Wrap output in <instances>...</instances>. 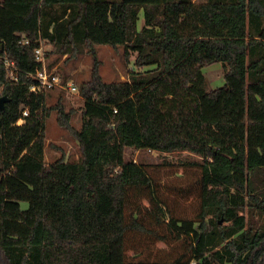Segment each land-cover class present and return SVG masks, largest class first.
<instances>
[{"label":"trees","instance_id":"1","mask_svg":"<svg viewBox=\"0 0 264 264\" xmlns=\"http://www.w3.org/2000/svg\"><path fill=\"white\" fill-rule=\"evenodd\" d=\"M45 43L46 56L92 54L80 128L61 91L50 106L49 89L29 91ZM99 44L122 46L126 61L135 53L126 80H103ZM214 62L225 80L209 88L202 67ZM3 95L0 264H264V0H0ZM51 110L76 160L45 162ZM127 148L188 152L196 218L166 209ZM129 234L185 245L171 260H129Z\"/></svg>","mask_w":264,"mask_h":264},{"label":"rangeland","instance_id":"2","mask_svg":"<svg viewBox=\"0 0 264 264\" xmlns=\"http://www.w3.org/2000/svg\"><path fill=\"white\" fill-rule=\"evenodd\" d=\"M141 18L142 14L138 22L139 28L142 24ZM51 48L50 44H44L45 51H49ZM95 48L99 60V72L104 81L126 80L129 70L135 69L133 63L135 53L130 55L126 61L123 57L124 49L122 46L112 47L99 44ZM53 60H56V63L51 68H56L64 79L71 80L78 88L90 76L92 66V54L90 52L70 58L65 55L59 56L56 53H49L45 59L47 68L48 63ZM202 72L207 78L209 88H216L224 84V68L221 62L203 66ZM60 91L66 111H74L71 117V126L76 129L80 128L82 99L79 92L72 94L58 87L49 89L48 92L52 96L47 100V106L56 102L57 92ZM21 122L19 120V123ZM44 129V160L46 163L52 162L62 153L68 160L78 158V142L70 130L58 123L54 110H51L46 116ZM126 157L145 165L156 182V194L163 200L167 210H171L172 213L180 217L196 218L199 210L196 182L199 170L196 165L187 160L189 159L187 151L167 153L149 149L127 148ZM141 201L147 205V201ZM21 206L25 208L27 203L21 202ZM184 245L182 237L171 238L170 242L165 243L152 241V239L146 240L142 236L129 234L126 241V256L129 260L167 261L180 254Z\"/></svg>","mask_w":264,"mask_h":264},{"label":"built area","instance_id":"3","mask_svg":"<svg viewBox=\"0 0 264 264\" xmlns=\"http://www.w3.org/2000/svg\"><path fill=\"white\" fill-rule=\"evenodd\" d=\"M28 41L26 40L25 43ZM35 60L41 64V67L38 68L32 75L36 79V82L29 86V91L39 94L44 92L45 90L52 89L58 87L59 89L66 90L72 94L78 93V87L74 85L71 80H67L66 82H62L61 76L56 70V68L48 69L46 67V53L44 50V46L41 44L34 50ZM3 65L12 79L16 80L17 77L15 72L17 67L14 61L9 60L7 58L2 60ZM23 115L27 114V111L24 109L22 111ZM19 123V121H18ZM193 264V262H191Z\"/></svg>","mask_w":264,"mask_h":264},{"label":"water","instance_id":"4","mask_svg":"<svg viewBox=\"0 0 264 264\" xmlns=\"http://www.w3.org/2000/svg\"><path fill=\"white\" fill-rule=\"evenodd\" d=\"M6 101H8V98H7L5 95L0 96V109L3 108L4 103H5Z\"/></svg>","mask_w":264,"mask_h":264}]
</instances>
